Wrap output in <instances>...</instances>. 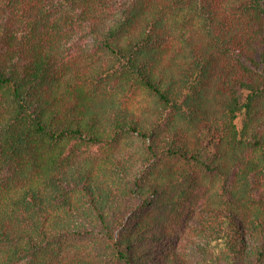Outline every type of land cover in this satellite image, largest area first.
<instances>
[{"label": "trees", "instance_id": "16d2710c", "mask_svg": "<svg viewBox=\"0 0 264 264\" xmlns=\"http://www.w3.org/2000/svg\"><path fill=\"white\" fill-rule=\"evenodd\" d=\"M0 264H264V0H0Z\"/></svg>", "mask_w": 264, "mask_h": 264}, {"label": "rangeland", "instance_id": "374dc122", "mask_svg": "<svg viewBox=\"0 0 264 264\" xmlns=\"http://www.w3.org/2000/svg\"><path fill=\"white\" fill-rule=\"evenodd\" d=\"M184 231H185L184 224L175 230V236H174V239H173V245L177 244V242L179 241V237L183 234ZM161 245H160V247H161ZM158 258H159V256H157V259Z\"/></svg>", "mask_w": 264, "mask_h": 264}]
</instances>
